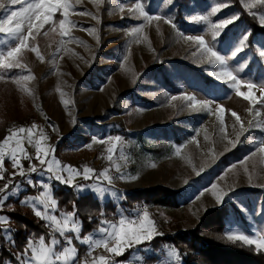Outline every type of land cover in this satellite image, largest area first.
<instances>
[{
  "label": "rangeland",
  "instance_id": "1",
  "mask_svg": "<svg viewBox=\"0 0 264 264\" xmlns=\"http://www.w3.org/2000/svg\"><path fill=\"white\" fill-rule=\"evenodd\" d=\"M69 2L74 11H70L68 19L75 26H70L68 37H61L58 26L53 32L52 25H45L38 35L34 32L35 40L30 38L28 48L22 49L19 55L26 70L0 69V75L4 77L0 79V143L12 130L34 125L31 123L34 119L41 126H36L33 139L42 130L47 137L42 142L43 146L55 149L54 155L62 167L68 165L81 172L84 167H90L96 174L109 169L114 177L113 186L106 182L101 186L116 191L120 199L113 198L110 193H105L103 197L94 194L90 189L96 183L95 177L91 180H84L82 176L74 179L73 184L83 190L49 179L50 174L44 172L35 159V147L25 140L23 147L31 160L18 154L25 176L19 175V169L13 167L7 156L0 166L4 177L0 180V189H3L0 196L8 197L0 201V218L9 221L7 224L0 223V228L2 231L10 230L3 231L8 244L14 228L11 214H25L30 221H34V227L43 229L40 223L46 227V222L37 218L30 207L21 204L23 199L37 196L44 183L52 187L53 196L58 201L54 214L75 210L82 222V236L98 227L84 222L78 206L89 204L91 198L98 199L102 206L111 202L117 209H123L125 215H134L136 209L146 208L161 233L155 237L181 232L190 212L188 204L202 211L225 205L235 206L243 221L231 208L228 231L252 236L264 227V154L256 150L257 142L264 140V131L249 127L250 120L254 125L257 123L248 112L252 107L249 101L235 94L230 87L231 82L218 80L213 73L218 72L219 67L203 59L199 47L183 38V35H203L206 41L215 44L221 54L231 57V52L221 41L227 36L235 45L247 34L246 47L229 59V66L233 70L242 68L239 78L259 84L264 81V56L261 55L264 52V36H253L250 27L240 18L239 8L263 30L258 19L249 14L241 0H226L229 6L221 8L211 20L220 22L237 14L239 19L226 25L213 41L206 25L194 22L193 17L208 14L211 6L225 0H189L180 8L173 6L174 3H169V0H140L146 12L170 17L175 28L163 19L147 23L143 18H137L130 11L135 0ZM4 3L11 10L23 7L22 4L8 5L7 0ZM177 9L181 10L179 17L175 14ZM252 11L259 15L264 12V6L258 5ZM85 12L92 15L81 14ZM3 14L4 10L0 9V16ZM61 18L57 13L54 19L58 21ZM138 26H143V32L133 36L131 30ZM90 28L95 32L84 30ZM5 39H8L5 34H0V40ZM62 39L66 41L63 45L60 44ZM70 40L72 42H67ZM33 46L38 47L43 61L31 51ZM4 47L0 45V48ZM184 62L198 67L214 81L208 87L200 84L183 65ZM159 70H167L166 75L172 84L167 83ZM20 71L34 76L33 80L24 82L31 95L22 92L14 79L9 78ZM57 87L64 93L63 97L56 91ZM241 91L247 92V88L241 87ZM255 93L257 97L261 96L259 90ZM185 96H195L197 101H211V111L188 108L190 102L184 99ZM219 107L225 109L223 124L217 111ZM256 109L261 110L258 120L264 121V108L258 104ZM233 111L248 129L235 147L222 138L226 134L228 139L236 140L239 124L231 115ZM49 125H54L55 130ZM117 136L125 141V157L120 158V146L114 157L121 165L120 173L106 159L108 144L96 142H107ZM14 143L11 141L10 146ZM30 164L37 167L36 173L30 172ZM193 165L196 170L203 169L199 175L193 170ZM121 173L139 178L133 181L115 179ZM63 175L67 177L66 172ZM249 175L253 177L251 182ZM29 179L33 185L27 183ZM6 183L8 188L4 189ZM213 185H216L215 189ZM14 186H18V192L14 191ZM159 186L180 191L179 207L155 206L154 203H136L135 207H126L123 204L126 193ZM214 192L227 195H223L222 202H218ZM74 196L79 199L78 202ZM104 218L115 221L119 219V213L116 210L115 215ZM85 228L91 230L86 231ZM49 231L46 227L44 233L30 235L29 240H38L43 236L47 242ZM153 239L126 250L122 256L112 257L113 264H181L180 256L177 260L167 255L175 249L172 245L163 243L160 249L154 248L151 244ZM74 244L78 253L86 252V245H81L78 240H74ZM93 255L109 256V253L100 248ZM137 256L142 259L136 260ZM78 258L81 264L91 260L86 256ZM19 259H22L20 255L17 262L9 264H19Z\"/></svg>",
  "mask_w": 264,
  "mask_h": 264
},
{
  "label": "snow or ice",
  "instance_id": "2",
  "mask_svg": "<svg viewBox=\"0 0 264 264\" xmlns=\"http://www.w3.org/2000/svg\"><path fill=\"white\" fill-rule=\"evenodd\" d=\"M102 2V0H101ZM171 3V0H169ZM243 7H245L249 14L253 15L258 19V23L261 27H264V12L259 15L253 12L252 9L257 8V6H264V0H241ZM8 5L22 4L19 10H11L4 3V0H0V9L4 10V14L0 16V34H5L8 39L0 40V45H4V48H0V69L11 70H26V66L21 63L19 55L22 49L28 48L29 39L35 40V34H39L40 30L44 28L45 25H52L51 31L55 32L57 26L60 30L61 37H68L71 31V27L75 25L73 22L69 21L70 11H74L72 4L69 0H7ZM229 3L222 2L211 6L210 11L206 15H197L193 17L194 22L206 25V31L211 35L212 40L215 41L221 34V30L228 24L233 23L234 20L239 19V15H233L231 18L222 20L220 22H213L211 17L216 15L221 8L228 7ZM123 11V6L120 7ZM130 11L137 16V18H143L147 23L152 21L164 20L165 23L171 24L175 28V24L172 23L170 17H162L160 15H151L145 11L143 3L140 0H135L134 8ZM57 13L62 16L61 19L56 21L54 18ZM81 14L92 15L90 12H85ZM96 18V17H93ZM90 33H94L95 29H84ZM143 32V26L135 27L131 30V34L136 36ZM47 35V32H45ZM183 35V33H181ZM186 41L193 42L199 47L200 55L203 59H206L210 64L218 66L219 71L214 72L213 75L225 83H230V87L235 91V94L246 101H249L252 107L248 109L250 115L253 116V120L257 123L254 125L253 121L248 122L249 127H256L264 131V121L258 120L261 116V110L256 109V105H261L264 108V81L257 84L251 80L244 81L238 77V73L242 71V68H236L233 70L229 66V59L235 57L238 53L242 52L246 47L245 41L247 40V34L244 35L238 44H233V41L226 36V38L221 41V44L231 52V57L221 54L220 51L216 49L215 44H210L205 40L203 35H183ZM67 42H72L67 41ZM77 43H83L82 41H76ZM65 40H61L60 44H65ZM31 51L35 52L37 58L43 61V56L41 55L38 47L33 46ZM264 56V52L261 53ZM14 79V82L18 85L22 92L31 95V91L25 85V81H30L34 79V76L28 72L20 71L15 74L14 77H9ZM0 79H4L0 75ZM241 87L247 88V92L241 91ZM255 90L261 92V96L257 97ZM57 92L63 97L64 93L59 87L56 88ZM176 99V97H172ZM184 99L190 103L187 105L188 108L198 111L202 109H207L211 111V101H197L195 96H185ZM62 103H67L62 101ZM253 109H256L253 112ZM217 111L221 114L220 121L223 124V113L225 109L219 107ZM235 117L236 122L239 124V131L236 134V140L233 141L228 139L225 134L222 138L228 140V143L235 147L236 143L239 142V138L248 129L245 128L244 123L241 121L240 116L233 111L231 113ZM55 130L54 125H49ZM235 129V124L233 125ZM27 133L26 136L22 135ZM36 133V125L25 129L24 127H19L16 130H12L11 134L8 135L2 143H0V166L3 165L5 156L11 161L14 168L19 169V175L25 176V171L23 165L20 164L18 154H23L25 159L31 160V157L26 153L23 142L26 140L29 145L35 147L36 157L35 159L39 161L41 169L50 174L49 179H54L60 183L67 184L72 187L80 189V186L74 185L73 181L76 177L82 176L84 180H91L95 177L96 183L91 186V191L103 197L105 193H110V195L115 199H120L119 194L116 191H111L110 187H102L101 185L105 182L109 186H113L114 177L110 174L109 169L101 171L99 174L95 173V170L90 167H84L83 171H79L71 166L64 165L56 159L54 148H49L43 146V141L47 139L46 135L41 130L36 139L33 136ZM207 139V137H205ZM15 141L14 145L10 146V142ZM99 143H107V161L111 162L115 166V171L121 172V165L117 162L114 157L117 153V148L120 146V158L125 157V152L123 146L125 141L117 136L109 138V141L98 140ZM256 150L259 153L264 154V140L257 142ZM179 152V149L177 150ZM50 154H52L51 159H49ZM155 166V165H152ZM193 170L199 175L200 170H196L193 165ZM38 171L37 167L30 164V172L36 173ZM247 171V169H245ZM67 173V177L63 173ZM138 176H125L121 173L115 179L129 180L133 181L138 179ZM4 179L2 171H0V180ZM253 177L248 176V180L251 182ZM29 185H33V181L29 179L27 181ZM187 183V181H185ZM42 191L37 196L27 197L21 201V204L28 206L33 210L34 215L46 222V227L50 230L48 234V240L46 242L45 237L41 236L38 240H28L26 242V247L24 251L19 254L22 259H19V264H81V260L78 256L90 257V262L86 264H113L112 257L122 256L126 250L133 249L136 246L144 245L145 242L151 241L155 236L160 235L157 231V225L153 219L150 218L149 213L146 208H138L135 210V214L125 215L123 209H117L119 213L118 220H109L107 218L100 219L98 221V227L94 232H90L87 235L82 236V222L79 219L77 212L74 210L72 212H60L56 215V210L58 208V201L53 196L52 187L44 183L42 186ZM8 188V184L4 185V189ZM216 185H213V189ZM83 190V189H80ZM3 191V189H0ZM14 191L18 192V186H14ZM216 196L218 202H222L223 195L227 193L218 194L213 193ZM7 195L0 196V201L7 200ZM0 223L7 224L9 221L7 218H0ZM5 232H10L9 229H3ZM71 234V235H69ZM227 239L241 241L244 245H254L255 250L260 252L264 250V227L258 229L255 234L249 236L238 231L229 230L225 233ZM74 240H78L81 245H86V252L81 254L78 253V249L74 244ZM103 248L109 256L99 255L95 256L93 253L96 249ZM139 251V249H137ZM168 257L179 259V253L172 249L167 253ZM136 260L142 259L141 257H135ZM126 264H131V262H126Z\"/></svg>",
  "mask_w": 264,
  "mask_h": 264
},
{
  "label": "trees",
  "instance_id": "3",
  "mask_svg": "<svg viewBox=\"0 0 264 264\" xmlns=\"http://www.w3.org/2000/svg\"><path fill=\"white\" fill-rule=\"evenodd\" d=\"M189 0H174L173 6H183ZM189 6V4L187 5ZM241 19L245 21L253 36H264V29H259L255 25V20L247 16V13L240 7ZM176 17L181 14V10L175 11ZM245 26V25H244ZM183 65L194 75L198 82L208 87L214 79L206 75L198 67L185 62ZM163 73L164 79L168 84H172L171 79L166 75L167 70H159ZM155 71L154 73H156ZM201 81V82H200ZM233 154V152H231ZM180 191H175L170 187L159 186L156 188L144 189L125 194L123 204L126 207H135L134 205L142 203H154L155 206L179 207ZM75 200L77 198L74 196ZM81 198V197H80ZM82 197L81 199H84ZM86 198H89L86 197ZM79 199L77 200V202ZM76 202V204H77ZM81 216L85 223L91 222L94 227L98 226V221L104 217H109L117 210L111 202L102 206L98 199L91 198L89 204H79ZM189 213L186 215L183 223V229L172 236L155 237L151 244L154 248L160 249L163 243L172 245L179 253L181 264H264V251H256L255 246L244 245L241 241L227 239L225 233L228 232L231 221L229 216L231 208L238 214V219H243L235 206L225 205L220 208H214L207 211L199 210L190 204ZM243 221V220H242ZM12 229L11 241L7 242L5 235L0 228V264H9L17 262L19 254L25 247L29 236L40 235L46 231L43 223V229L34 227V221H30L27 216L11 214ZM93 227V228H94ZM85 230H91L85 228Z\"/></svg>",
  "mask_w": 264,
  "mask_h": 264
},
{
  "label": "built area",
  "instance_id": "4",
  "mask_svg": "<svg viewBox=\"0 0 264 264\" xmlns=\"http://www.w3.org/2000/svg\"><path fill=\"white\" fill-rule=\"evenodd\" d=\"M31 123L34 124V125H36V126H38V127L41 126V124H39V123H38L37 121H35L34 119L31 120Z\"/></svg>",
  "mask_w": 264,
  "mask_h": 264
}]
</instances>
